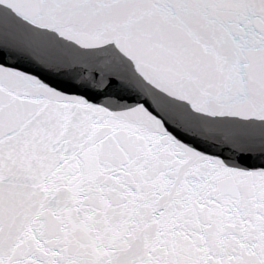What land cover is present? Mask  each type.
I'll return each instance as SVG.
<instances>
[{
	"label": "snow or ice",
	"instance_id": "6c2138e0",
	"mask_svg": "<svg viewBox=\"0 0 264 264\" xmlns=\"http://www.w3.org/2000/svg\"><path fill=\"white\" fill-rule=\"evenodd\" d=\"M0 264H264V0H0Z\"/></svg>",
	"mask_w": 264,
	"mask_h": 264
}]
</instances>
